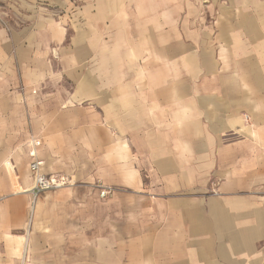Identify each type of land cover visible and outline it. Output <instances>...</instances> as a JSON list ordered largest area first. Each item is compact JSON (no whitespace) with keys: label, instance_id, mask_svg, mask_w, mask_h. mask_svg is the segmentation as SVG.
Instances as JSON below:
<instances>
[{"label":"crops","instance_id":"0c3cea01","mask_svg":"<svg viewBox=\"0 0 264 264\" xmlns=\"http://www.w3.org/2000/svg\"><path fill=\"white\" fill-rule=\"evenodd\" d=\"M198 1L0 0V264H264V0Z\"/></svg>","mask_w":264,"mask_h":264},{"label":"built area","instance_id":"2783aa9c","mask_svg":"<svg viewBox=\"0 0 264 264\" xmlns=\"http://www.w3.org/2000/svg\"><path fill=\"white\" fill-rule=\"evenodd\" d=\"M206 4V3H205ZM31 148L28 152V156L31 159L29 169L33 178V186L30 190V194L32 196V205L31 211L33 210V204L38 195L44 192H49L53 190H58L66 186L73 185L71 180H68L65 177H55V176H45L41 172V168L43 166V162H41L37 155V149L40 146V141L32 140L30 142ZM10 170H13L11 166ZM108 194V192H101L100 196L104 197Z\"/></svg>","mask_w":264,"mask_h":264},{"label":"rangeland","instance_id":"374dc122","mask_svg":"<svg viewBox=\"0 0 264 264\" xmlns=\"http://www.w3.org/2000/svg\"><path fill=\"white\" fill-rule=\"evenodd\" d=\"M209 1L210 0H199L198 3L196 4L197 8H198V11L200 12H203L204 9H205V5H208L209 4ZM214 1V0H213ZM206 3V4H205ZM34 5H37V3L35 4V1L33 2ZM42 3L40 2V6L39 8H42ZM58 8V7H57ZM59 9V8H58ZM39 12L42 13L44 12L42 9H39ZM58 17V15H57ZM56 18V17H54ZM69 29H67L68 31ZM243 80V87L245 90L247 91H250V92H258L259 90L261 89H264V84L262 85V83H249V81L247 79H242ZM63 88L66 90V91H72V87L70 85V83H68L67 81H65V83L63 84ZM45 88L43 87V90ZM42 90L41 89H37L35 91H33V94L37 93L39 95V92ZM253 108H258V105H255ZM255 124H252L251 127H254ZM251 135L252 137L256 138L257 137V133H256V129H253L252 132H251ZM73 180V179H72Z\"/></svg>","mask_w":264,"mask_h":264},{"label":"bare ground","instance_id":"6f19581e","mask_svg":"<svg viewBox=\"0 0 264 264\" xmlns=\"http://www.w3.org/2000/svg\"><path fill=\"white\" fill-rule=\"evenodd\" d=\"M71 183H73V182L71 181Z\"/></svg>","mask_w":264,"mask_h":264}]
</instances>
